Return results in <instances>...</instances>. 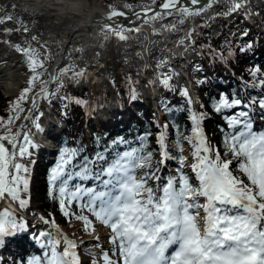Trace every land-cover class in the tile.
Wrapping results in <instances>:
<instances>
[{
    "label": "snow or ice",
    "instance_id": "1",
    "mask_svg": "<svg viewBox=\"0 0 264 264\" xmlns=\"http://www.w3.org/2000/svg\"><path fill=\"white\" fill-rule=\"evenodd\" d=\"M218 3L219 0H153L158 8L145 7L132 17L123 10L110 7L105 29L115 38L124 40L128 38L126 32L138 31L139 27H126L120 17L128 21L141 19L144 23L173 13L190 17L200 15ZM249 7V0H232L227 15L243 11L242 18H250ZM8 22H11L10 16L0 17V25ZM21 30L28 31L22 22L15 30L4 28L3 32L11 37L14 31ZM32 41H36V37H32ZM6 42L27 61L29 77L28 87L10 102V114L6 118L0 116V208L3 209L0 211V245L6 237L25 229L24 224L18 223V210L29 204L26 194L29 192L30 158L32 149L37 147L29 123L35 130H43L39 123L43 116L39 102L58 98L64 102L65 109L69 104L88 107L86 99L63 94L69 81L79 83L87 76L86 70L68 71L65 68L56 77L44 71L47 60L41 56L43 45L12 44L10 39ZM226 54L231 53L216 55L223 59ZM44 75H50V81L34 92L33 85L43 81ZM171 80L172 75L168 73L161 83L170 87ZM182 95L192 104L187 89ZM132 98L135 99L134 90ZM29 100L31 107L24 109L22 104ZM258 103L264 108V100ZM241 106L250 107L242 99L221 95L214 104V111L221 113ZM21 113H26L23 119L29 123L16 124ZM206 118L205 112L190 110L192 126L189 133L184 134L179 127L175 129L179 153L176 157L171 155L167 132H159L156 142L160 159L155 162L153 151L145 150V142L151 133L141 135L136 147L124 138H118L104 145L103 150L98 148L93 156L86 155L82 145L65 146L60 150L49 174L51 198L58 203L68 222L72 219L82 222L86 234L92 235L95 231L90 216L111 232L110 250H104L99 237L94 236V248L99 251L98 259L92 264H264V131L253 130L248 111L234 112L225 117L227 130L221 129L222 152L221 147L213 145L205 134L203 122ZM162 127L167 129L168 125ZM96 139L100 144V138ZM184 143L192 149L190 165L182 154ZM121 145H125L124 150H117ZM173 159L177 161L175 175H156L167 161ZM186 167L191 168L195 182L185 171ZM138 170L143 174H138ZM152 180L158 181L155 187L149 184ZM73 205L79 211H73ZM85 211L90 216L84 215ZM40 219L54 231L37 234L35 238L47 251L43 260L34 258L32 264H80L77 248L83 241L65 235L54 219Z\"/></svg>",
    "mask_w": 264,
    "mask_h": 264
},
{
    "label": "bare ground",
    "instance_id": "2",
    "mask_svg": "<svg viewBox=\"0 0 264 264\" xmlns=\"http://www.w3.org/2000/svg\"><path fill=\"white\" fill-rule=\"evenodd\" d=\"M222 1L223 0H219V3ZM254 1H258L264 5V0H249L250 5ZM153 6V0H140L137 4L115 0L109 5L104 4L99 0H92V2L89 0H0V17H11V22L0 25V89L5 91L4 94L6 96H17L21 93L20 86L29 77V71L26 67L27 61L6 41L10 39L12 44L31 42L33 46L43 45L44 51L41 53L42 56H45L48 62L50 58V53L46 47L48 41L51 38L56 39L59 37L63 45L60 53L61 58L56 59L58 65L54 69H52V65H50L49 70L52 69L50 73L52 72L56 76L57 70L68 62H73L81 66L92 67L96 70V74L100 76L95 83L97 87H99L103 82L102 73L106 70L107 58L109 55H113L114 52L117 51L121 54L127 65L136 64L138 66V73L146 75L145 79L147 80V84L145 90H143V101L146 102L148 98L151 99L154 103L148 104L147 102V105L151 107V111L154 116L161 117L162 114L159 110L160 104L158 105L157 103H161L166 95L161 98V94H159L160 86L158 83L161 78L162 69H164L162 67H164L166 60L163 61L162 59L156 63V61L152 62L151 59H147L149 58L148 56H150V52L154 49H162L165 57L166 54L171 53L173 49L177 51L183 50L184 41L179 39L178 41L171 42L168 39V35L174 32L179 25L170 23L168 19L173 14H180L173 13L171 16L161 15L157 19L147 20V23H144L141 19H133L129 25H126V27L138 26L139 30L130 33L126 32L128 38L124 40L115 38L111 32L105 29V24L108 23L106 17L109 15L110 7L112 10L118 9L129 13L137 11L142 12L145 7ZM213 9L214 6L212 8H208L206 11L197 16L185 17L180 15L182 16L181 20L185 19L186 21L198 16L210 18ZM241 12L235 15H242ZM94 14L98 16L97 20L96 22H91L88 18ZM21 22L27 26V32L23 30L20 32L14 31L11 37L4 34V28H12L15 30L17 24ZM257 24V27L263 26L264 29V23L262 20ZM258 30L262 29L258 28ZM32 37H36V41L33 42ZM145 37H147L146 40ZM88 51H92L91 58L89 59L86 57ZM171 60H173V58H171ZM146 63L148 66H146ZM22 70H26L27 73H19V71L21 72ZM149 70L152 74L149 73ZM177 78L179 84L181 74H177L175 79L177 80ZM83 81H85V79ZM191 86L193 88L192 92L196 93L197 90L192 82ZM198 94L199 93L197 92L196 95ZM101 103L102 100H100V104ZM28 107H31L30 100L28 102ZM119 107L120 106L118 104L109 106V108ZM95 109L97 118H106V113L103 114V110H101L100 105L96 106ZM85 111H88V108H85ZM253 116H255V113H253ZM51 119H48V122H52L50 127H55L59 130L62 125ZM88 121H90V117H88ZM46 124L47 122L42 124V129ZM257 125L260 126L259 130L261 131L264 126L263 123L258 122ZM42 131L36 130V133L33 134L34 141L37 142L35 144L37 147H48L50 144L45 142L42 138L43 135L46 137L47 134H42ZM13 207L15 208V205ZM2 210L3 209L0 208V211ZM20 210L18 213H20ZM31 215H36V213H32ZM201 215H203L202 211ZM23 218L24 215L22 214L21 217L18 218V223H20ZM40 218L41 216L39 215L35 216L34 227L31 228L29 232L24 231V234H20V237L21 241L25 242L24 237L29 235L30 242L27 245L28 248L26 251L29 252L30 256H36L43 260L47 249L43 248L40 251L33 250L31 247V241H39L35 237L41 231L54 230L51 228V225L44 224ZM67 226L68 228H65ZM104 227L105 226L96 227L92 235H88L83 238L79 235L81 232L79 231V227L76 223L66 224L64 228L60 229L69 238L78 242L83 241V243H80L77 248L80 262L82 261L81 259H84V257L87 258V261L93 262V260L98 259L97 252L99 251L94 248L96 243L94 236L99 237V243L104 248L106 247L105 244L111 234L110 230L106 231V227ZM36 228H40L41 230L37 231ZM18 232L19 231L16 233ZM12 236L6 237L4 244L0 245V253L4 252L6 245L9 244V240ZM15 242L16 241L13 240L12 243L16 247L17 245H15ZM84 261L86 263V260H83V264Z\"/></svg>",
    "mask_w": 264,
    "mask_h": 264
},
{
    "label": "trees",
    "instance_id": "3",
    "mask_svg": "<svg viewBox=\"0 0 264 264\" xmlns=\"http://www.w3.org/2000/svg\"><path fill=\"white\" fill-rule=\"evenodd\" d=\"M261 19L264 23V14ZM216 20L218 34L213 38L210 35L206 23L203 20H199V25L202 29L196 37L195 46L201 49V55L195 63V66H192L193 68L189 66L187 69L190 80L196 83L199 93L200 102L197 109L194 110L192 105L187 102L188 98L182 95L183 87L178 92L171 88L159 105V110L162 113V124L168 125V128L165 129L168 144L178 146L176 143L178 133L175 130L177 127L182 129L184 134L189 133L192 126L189 120L190 110L197 112L203 111L207 114V118L203 122L205 134L211 143L221 147V151L223 152L221 144L223 134L221 129L227 130L225 117L232 115L235 111L246 109L241 106L235 109H225L223 112L217 113L214 111V104L221 95H226L233 99H242L244 104H252V109L255 114L264 115V108H261L258 103L264 100V83H262L264 82V41L261 34L254 30L248 32L247 25L242 20L223 21L222 15H217ZM243 32H247L248 35H241ZM240 49H244V51H240ZM222 52H230L231 54H226L223 59H220L216 54ZM224 66L231 69L232 75L229 74ZM213 85L219 89L215 94L209 90ZM132 90H134L135 94L137 93L135 83L131 82L125 74L119 73L112 82V90L104 95L106 98H118L126 102L132 99ZM65 93L73 98L86 99L91 105H94L97 100L95 90L92 86L82 88L79 93L76 90ZM253 101L257 103L253 104ZM22 107L25 109V103L22 104ZM145 112L150 115L152 111L146 109ZM9 114L10 105L6 112L0 113V116L6 118ZM122 116L121 114H112L111 119L114 121ZM60 117L64 122V129L59 136L53 137L57 149L54 153V161L43 165V171L40 176L43 180L42 182L35 180L33 193L39 198L37 204L41 211L50 217L57 216L62 223H69L61 214L58 203L51 198L48 181L50 171L58 160L60 150L65 146L82 145L85 148V154L93 156L98 148L103 150L104 145L118 138L122 137L133 147H136L139 144V137L141 135L151 133L145 142V150H152L154 159L156 150L150 142V137H153L155 133L151 132L153 127L146 120L147 116L142 121L136 118H130L129 121L117 123L118 126L124 127L123 129L116 127L107 128L110 125V122H107L98 123V126L88 123L86 130L82 127L84 118L82 106L69 104L67 109H65V115H61ZM259 117L262 119L261 116ZM86 131L91 136L88 142L84 141ZM97 137L100 138V144H97ZM185 144L187 143L183 145ZM88 145L92 147V150L86 148ZM241 178L246 180V177L242 176ZM72 210L79 211L75 205H73ZM77 221L75 219L71 220V222Z\"/></svg>",
    "mask_w": 264,
    "mask_h": 264
},
{
    "label": "rangeland",
    "instance_id": "4",
    "mask_svg": "<svg viewBox=\"0 0 264 264\" xmlns=\"http://www.w3.org/2000/svg\"><path fill=\"white\" fill-rule=\"evenodd\" d=\"M109 1H111V0H109ZM136 1H139V0H136ZM90 2H92V0ZM231 2H232V0H223L221 3H218V4L214 5V9H213V12L211 13V17L210 18L198 16V17H194L193 19H189V20L185 21V19L181 20L182 16L177 15V14H173L168 19V21L170 23L174 24V25H178V24L179 25H178V27L176 28V30L174 32H172L171 34L168 35V39L171 42H175V41H178L180 39V40L184 41V46L185 47L183 46V50L182 51L181 50L177 51V50L173 49L171 53H167L166 54V57L164 56V54H163L164 52L162 51V49H154V50H152L150 52V54H149L150 56H148L149 58L147 60L151 59V61H156V63H157L158 61H161L162 59L164 60V58L168 59V57H170V59L173 58V60L180 61V58L186 57V55H187L189 57V60L190 59H195L197 61L199 56L201 55V49L197 48L195 46L196 37L198 36V34H200V30L202 29L201 26L199 25V20H203L206 23L207 26L209 25L208 26V30L210 32L211 37L212 38L216 37L217 34H218V24L216 23L215 19H216V16L219 13H223L224 14V15H222L223 21L224 20L225 21L242 20L247 25L248 32H251L253 30L258 31V28H261L264 31L263 26L262 27H260V26L257 27L258 24L256 23V19L262 18L263 14H264V5H262V3L258 2V1H254L250 5V7L247 9V11L252 13V15L256 18L255 19V18H252V15H251L250 18H242V17H244V12L243 11L241 12L242 15H240V14L238 16L237 15H227V13L229 12V4ZM135 3L136 2H133L132 4H135ZM261 20L262 19H260V21L258 20V22H261ZM146 38L147 37H145V40H146ZM49 41H48V44H47L46 47H47V49H48V51L50 53V58H49L48 62L46 61L45 66H44V71L46 73H47V70H49L50 65L53 64L55 58L57 57V54H58V58H61L60 57L61 56L60 53H61L62 48H63L62 41L60 40L59 37L56 38V39H54V38L52 39L51 38V41L50 42ZM194 46H195V48H194ZM91 55H92V51H88L87 54H86V57L89 59V58H91ZM41 56H42V53H41ZM184 64H182V66H180V68H181L182 71L185 72L186 70H185ZM146 66H148L147 63H146ZM193 66H195V65H193ZM137 67L138 66L136 64L127 65V63L123 60V57L121 56V54L119 52L115 51L113 55H109L108 58H107L106 70H104V73H102L103 74V82L101 83V86H99V87H97V85L95 83H96V80H98L100 78V76H98L96 74V72H95L96 70H94V68L81 66V65L73 63V62H68L67 64L62 65L57 70L56 77H59L61 72L65 68H67L68 71L86 70L87 76L85 78L81 79L79 83H72L71 81H69L65 85V87L63 89V93L71 92L72 90L78 91L79 87L84 84L85 86H83V87L92 86L94 88V90H95V94H96L98 100H101V98L103 99V94H108L112 90V82H113V80H115V76H117L119 73L125 74L128 78L130 77L133 81L137 82V87H141L142 88V85L139 83V80H137V78L135 76L136 73L138 74ZM166 67L173 69V66L170 65V64L168 66H166ZM176 68H178V66ZM19 73L26 74L27 71L26 70H22L21 72L19 71ZM164 73H166V72L164 71ZM43 79H44L43 81H38L37 85H33V87L35 88L34 92L38 91L39 89H41V86H44L46 84V82L48 80V75H44ZM84 79H85V81H83ZM23 83H27V80H25ZM194 84H195V88L197 90L196 83L194 82ZM38 85H40V86H38ZM26 87H28V86L22 87L21 90L25 89ZM210 88L211 89H209V90L211 91V93H214V94L217 93V91H218V87L217 86L213 85ZM169 91L170 90L168 89V87L164 91H162L160 93L161 94V98H163L166 95V93L169 92ZM2 92H3V94L5 93L4 90L0 89V113L6 112L8 110V106L7 105L4 106V103H3L4 101H3V98L1 97V96H3V95H1ZM197 92H198V90L196 91V93ZM31 94L32 93H30V95ZM18 96H16L15 99L18 98ZM198 101L200 102L199 97H198ZM52 102H54V106L51 108L52 113H54V114L57 113V112L60 113V114H64L65 113V109H64L65 106L63 104H61V101H60V104H59V101L56 100V98H54L52 100ZM149 103H154V102L149 101L148 104ZM40 104H42V100L39 102V105ZM157 104L159 105L161 103H157ZM128 106H129V104H128ZM129 108L131 109L130 113H132L134 116H135V114H137L139 119H141V117H143V116H141L142 114L139 113V110L136 109V106L130 105ZM118 114H120V113H118ZM149 116H150L149 117L150 120H152V124H151L152 127H153L151 129L152 133H157L158 134L159 132H161L160 129H162V131H165V129L162 127L163 125H161L159 120L156 119L153 116V114H150ZM250 116H251V113H250ZM251 117L253 118V116H251ZM130 118H132V116L130 114H126L125 116H122L121 118H119L117 120L110 121V126H113L117 122H120V123L126 122ZM43 119H44V117L40 118L39 123L42 122ZM254 120H255V118H254ZM255 131H257V130H255ZM85 139H86V141L89 140V136H88L87 133H86V138ZM155 139L156 138H154V140ZM154 140L152 141V143L153 144L157 143L156 140L155 141ZM89 147H91V146L89 145ZM170 147H171V149L176 151V147L175 146L171 145ZM182 147H183V153L182 154L187 158L186 153H185L186 146H182ZM177 154H179V153L177 152ZM155 157L157 159H160L159 149H158V154L155 155ZM27 161L28 160H25L24 162L27 163ZM172 161H173L175 167L177 168V161L175 159H173ZM192 162H193V158H192V155H190L189 159L187 158L186 163L188 165H190ZM167 167L168 166H165L166 169H167ZM176 168L174 169V171H173V173L171 175H175L176 174L175 173ZM148 170L149 169H144L143 171H148ZM185 171L188 174L192 173L190 167H186ZM159 173H160V170L156 172V175H159ZM167 175H169V172H166V174H162L160 176L166 177ZM30 176L32 177V164L30 165ZM36 178H39L38 175H36ZM193 182H195L194 181V177H193ZM156 183H158V181H155V180L149 181V184L151 186H153V187H155ZM29 193H31V192L29 191ZM33 196H35L34 197L35 199L31 203V205L33 207L35 206L37 208V206H38L37 202H39V198H38L37 195H33ZM200 202L201 203L203 202V198L202 197L200 198ZM83 214L90 216V214L87 213L86 211ZM50 219H54L56 224L59 226V228H64V227H60L61 225H59V224L62 223V222L59 220V218L57 216H55V217L52 216V217H50ZM90 219H93L95 228L104 226V225L100 224L99 222H96L94 220V218H92L91 216H90ZM75 223L78 225L79 231L81 232L79 234L80 237L83 238V237L88 236V234L82 233V231H83L82 224L79 223V222H74V224ZM65 228H68V226L65 227ZM80 228H81V230H80ZM105 230L108 231L109 228L106 227ZM110 246H111V244H110ZM88 263L92 264V262H88Z\"/></svg>",
    "mask_w": 264,
    "mask_h": 264
},
{
    "label": "water",
    "instance_id": "5",
    "mask_svg": "<svg viewBox=\"0 0 264 264\" xmlns=\"http://www.w3.org/2000/svg\"><path fill=\"white\" fill-rule=\"evenodd\" d=\"M150 8H158V4H155L153 7H150ZM137 12H141V11H137ZM133 13H136V12H129V13H127V15L129 16V17H132L133 16ZM149 15H151V13H149ZM97 15L96 14H94V15H91L89 18H88V20H90L91 22H96V20H97ZM121 21H124V23H125V25H129L131 22H132V20L131 21H128V20H125V18L124 17H120L119 18ZM109 23V22H108ZM58 65V63L57 64H54L53 66H52V69H54L56 66ZM51 69V70H52ZM52 73V72H51ZM50 79H51V76H50ZM184 79L186 80V78L184 77ZM186 83H187V85L189 86V89L190 90H192V86L190 85V84H188V82H187V80H186ZM22 122H19L18 124H21Z\"/></svg>",
    "mask_w": 264,
    "mask_h": 264
},
{
    "label": "built area",
    "instance_id": "6",
    "mask_svg": "<svg viewBox=\"0 0 264 264\" xmlns=\"http://www.w3.org/2000/svg\"><path fill=\"white\" fill-rule=\"evenodd\" d=\"M99 1H101L104 4L106 3L107 5H109V4L113 3L115 0H111V1H109V0H99ZM120 1L128 2V3L136 2L135 4L139 3V1H136V0H120ZM1 95H3L1 97L3 98L4 106L7 105V101H11L14 98V97L6 96L5 94H1Z\"/></svg>",
    "mask_w": 264,
    "mask_h": 264
}]
</instances>
